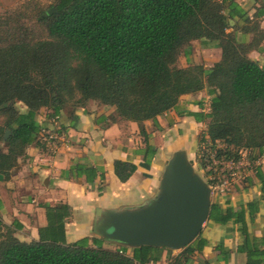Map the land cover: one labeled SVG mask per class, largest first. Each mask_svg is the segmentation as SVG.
I'll return each instance as SVG.
<instances>
[{"label":"trees","instance_id":"1","mask_svg":"<svg viewBox=\"0 0 264 264\" xmlns=\"http://www.w3.org/2000/svg\"><path fill=\"white\" fill-rule=\"evenodd\" d=\"M53 8L52 13L19 12L0 18V175L4 178L37 139L41 108L49 110V118L58 119L67 107H84L90 100L111 106L105 117L108 123L136 122L152 156L155 149L148 143L143 122L174 109L182 95L203 89L210 95L208 112L186 113L206 123L197 145L222 141L224 148L216 150V157L224 155L232 161L240 159L242 149L249 150L252 162L264 153V66L248 56L264 38L258 11L250 18L236 0H54ZM30 15L33 25L26 23ZM39 28L42 34L37 33ZM238 32L251 33V40H238ZM194 40L217 44L220 59L211 67L177 66L179 55L190 52ZM18 102L25 111L17 108ZM135 169L128 161L114 162L122 182ZM69 171L73 176L85 174L86 182H93L95 176L92 167L81 164ZM257 204L252 200L238 209L230 205L223 209L212 202L208 220L240 223L247 244H255L257 239L251 241L247 232L246 216L253 219ZM45 208L48 225L39 230L38 240H19L13 226L0 219V264H146L157 261L164 249L142 245L129 254L126 246L104 247L101 237L66 242L64 224L70 207L61 203ZM197 239L199 235L194 242ZM198 243L201 249L206 241ZM193 250L190 243L172 258V264H185L186 254ZM248 259L258 264L256 249L249 251Z\"/></svg>","mask_w":264,"mask_h":264},{"label":"crops","instance_id":"2","mask_svg":"<svg viewBox=\"0 0 264 264\" xmlns=\"http://www.w3.org/2000/svg\"><path fill=\"white\" fill-rule=\"evenodd\" d=\"M236 1L250 18L258 11L259 28L264 32V0ZM234 24L235 20L231 25ZM237 38L249 42L252 34L238 32ZM248 56L264 66V38ZM220 57L221 49L217 44L206 46L194 40L190 52L178 57L181 63L177 66H205V60L206 66L211 67ZM209 101L210 95L206 89L196 94H184L174 109L157 116L155 120H145L143 127L146 138L155 149L152 156L151 151L145 149V139L136 122L108 123L105 117L112 112L111 106L95 101L96 104L87 107L88 101L84 107L71 106L62 110L57 120L49 118L47 114L37 116L42 126L37 139L27 146L25 154L18 158L17 167L7 178L0 175L1 221L13 226L19 240H38L39 230L48 225L45 206L64 203L70 207V215L64 224L66 242L82 237H100L93 231L96 209L131 207L153 197L168 158L157 144V138L162 136L169 138V141L172 136L180 141L189 138L190 142L193 140L195 143L206 129V123L186 113H207ZM179 149H184L188 156L186 148ZM145 156L150 158L148 162L144 160ZM115 160L136 165L128 180L122 182L117 178ZM74 164L92 167L95 170L93 182H86L85 174L73 176L69 169ZM252 164L254 167L248 169L246 183L229 186L222 194L215 195L212 202H217L223 209L227 205L238 209L249 201L257 200L258 210L253 219L248 213L246 216L247 232L251 241L257 239L256 243L247 244L240 223L229 221L221 224L207 219L199 240L194 242L195 238L191 242L194 250L186 254L188 260L185 264H252L248 259L252 249L258 252V264H264V180L260 179L264 178V153ZM48 234L49 231L45 236ZM200 239L206 243L198 249ZM102 245L111 249L119 246L105 239ZM181 250L163 249L157 261L146 264H172V258ZM127 253L131 254V248Z\"/></svg>","mask_w":264,"mask_h":264},{"label":"water","instance_id":"3","mask_svg":"<svg viewBox=\"0 0 264 264\" xmlns=\"http://www.w3.org/2000/svg\"><path fill=\"white\" fill-rule=\"evenodd\" d=\"M211 204V186L195 170L187 152L178 149L167 159L153 197L131 207L97 208L93 231L131 249L147 245L177 251L200 234Z\"/></svg>","mask_w":264,"mask_h":264},{"label":"rangeland","instance_id":"4","mask_svg":"<svg viewBox=\"0 0 264 264\" xmlns=\"http://www.w3.org/2000/svg\"><path fill=\"white\" fill-rule=\"evenodd\" d=\"M53 2L54 0H0V18L5 17L11 13H19V12H24V13H36L37 11L41 10H49L53 8ZM28 25H33L35 23L33 15H30V18L26 21ZM40 30L36 29L37 33L42 34L43 29L39 28ZM42 31V32H41ZM197 45L198 44H194ZM196 46V47H197ZM194 50V48L192 47ZM200 51V48L198 49ZM183 52L180 54L182 56ZM179 55V56H180ZM206 66V61L203 60ZM180 61L176 62V65H180ZM211 63V62H210ZM214 65V64H213ZM212 65V66H213ZM209 67V66H206ZM92 104H96L95 101H89L87 107H91ZM17 108L20 111H25L26 107L24 104L21 102L17 103ZM79 108V107H78ZM67 109H70V107H67ZM48 109L46 108H41L40 111L38 112V117H44L48 113ZM161 135V134H158ZM171 141H169V138H162V136L158 137L156 142L160 146V149L165 152V155L169 158L172 152H174L176 149L179 148H186L188 150V156L190 161L192 162L195 170L202 176V178L210 185V186H217V185H226L231 186V185H236L238 183H246L249 175L245 176L244 179H238L237 182H230L231 181V175H230V170L227 167H224L223 165L216 164L214 160L216 159H227L225 158L224 155H220V157H216V150L218 149H223L224 148V143L222 141L216 140L213 144L211 141H206L205 143H202L201 146L199 147L197 145V141L192 140L190 142V139L186 138L183 139L182 141L177 140L176 137H171ZM190 142V147L189 146ZM213 145V146H212ZM249 150H240L238 151V155H241L240 159L244 160L247 162V165L245 166L246 168L254 167L252 164V161L250 160V154L248 153ZM224 157V158H223ZM233 157V156H231ZM167 158V159H168ZM245 172L244 166L240 170V172ZM247 172V171H246ZM245 172V173H246ZM226 181V182H224ZM226 183V184H223ZM225 188V187H224ZM224 191L219 190V187L214 188L212 190V200L215 199V195H220Z\"/></svg>","mask_w":264,"mask_h":264},{"label":"built area","instance_id":"5","mask_svg":"<svg viewBox=\"0 0 264 264\" xmlns=\"http://www.w3.org/2000/svg\"><path fill=\"white\" fill-rule=\"evenodd\" d=\"M209 109V108H208ZM57 117L53 118V120H56ZM214 162L216 164L219 165H223L224 167H227L230 170V175H231V181L230 182H237L238 183V179H244L245 176L249 175V171L248 168H246L245 166L247 165V162H245L242 159H239L238 161H232V160H225V159H216L214 160ZM244 166V170H246L245 172H240V170L243 168ZM226 182V181H224ZM226 184V183H223ZM232 186V185H231ZM219 187V190L224 191L227 190V188H229V186L226 187V185H217V186H211L212 190H214V188ZM225 187V188H224Z\"/></svg>","mask_w":264,"mask_h":264}]
</instances>
